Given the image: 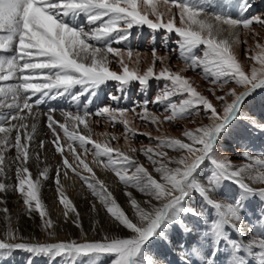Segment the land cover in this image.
<instances>
[{
    "label": "snow or ice",
    "instance_id": "1",
    "mask_svg": "<svg viewBox=\"0 0 264 264\" xmlns=\"http://www.w3.org/2000/svg\"><path fill=\"white\" fill-rule=\"evenodd\" d=\"M161 5L167 8V19ZM211 7V0L203 5L192 0H0V205H6L11 190L29 217L38 214L37 227L47 232L49 239L56 235L55 222L40 195L43 181L49 179V169L45 166L33 178L28 163L33 155L40 160L39 153L31 151V145L40 116L44 115L52 133L49 143L61 157L53 181L57 198L63 206L64 218L71 216L84 237L55 242L25 237L10 209L0 207L3 214L0 259L6 258L5 253L19 250L52 256L106 254L113 257L112 264H163L150 253L148 242L153 237L167 240L168 229L176 223L191 231L181 218L191 215L209 225L208 231L214 237L213 252L219 251V242L223 241L232 249L233 256L251 249L256 264H264V235L245 224L243 199L226 200L217 196L227 180L237 185L243 198L264 197V153L242 151L240 160L247 162L237 164L215 146L220 133L237 117L247 121L251 129L264 132V116L241 111L244 101L264 87V43L257 37L255 48L250 49L247 41L240 38L242 31L251 32L255 24L264 28V14L239 19L210 12ZM78 18L84 23L77 25ZM145 26L164 33L165 42L169 34L176 36L184 71L199 69L211 85L207 89L209 95L199 91L190 78L168 67L165 63L168 57L158 56L155 48L151 51V65L141 71L139 52L113 46L127 41L134 27ZM241 44L245 45L247 56L244 62L235 50ZM199 48L203 51L197 55L194 50ZM112 58L119 65V72L111 69ZM158 61L163 65L159 72L155 70ZM151 80L165 81L154 98L132 108L112 106L119 104L133 82L147 89ZM109 82H115L116 91L109 92L105 103L95 112L89 110L88 103L79 106L81 97L87 96L91 103ZM77 88L79 91H74ZM66 95L77 103L78 110H61L63 122L54 117L55 109L49 108L47 113L39 111L48 100ZM150 104L162 105L161 113L151 112ZM202 112L208 122L200 121L195 127L185 128L181 137H152L151 133L129 127V113L134 119L159 128L164 123L199 116ZM93 116L123 125L127 151L112 146L111 141L119 139L114 134L103 143L93 140L90 124ZM81 125L83 133L76 130ZM61 132L69 142L71 158L65 154ZM136 135H144L154 143L139 149L132 147L131 139ZM44 144L41 140L39 148L43 149ZM77 147L85 154L91 152L93 163L118 178L124 186L129 209L123 208L109 186L96 177ZM11 150L15 156L6 164V154ZM205 169H208L206 173ZM69 170L99 201L100 207L92 203V210L98 213L102 208L124 230V235L106 233L99 240L87 239L80 213L61 183V176L68 178ZM13 171L14 182L9 183ZM129 189L136 190L143 198L137 199ZM194 195L200 203L188 207L187 202ZM209 209L215 213V219L210 218ZM260 219L264 221V216ZM229 229L236 233L233 243H229L231 235L226 236ZM247 258L240 257L235 264H245ZM182 260L189 264L190 256L186 253Z\"/></svg>",
    "mask_w": 264,
    "mask_h": 264
},
{
    "label": "rangeland",
    "instance_id": "2",
    "mask_svg": "<svg viewBox=\"0 0 264 264\" xmlns=\"http://www.w3.org/2000/svg\"><path fill=\"white\" fill-rule=\"evenodd\" d=\"M256 2H258V1H256ZM261 13L264 14V5L261 7ZM257 14L258 13H256V14L253 13V14H251V16H256ZM83 23H84V21L82 18H79L78 21L76 22L77 25H80ZM253 28L258 29V30H260L261 33H263L262 31L264 29L261 28L260 25L255 24L253 26ZM135 38H136V33L133 34L131 36V38H129L127 40V42L129 44H132V43H134ZM251 38H252V36L250 37V39ZM113 46L119 47L116 44H114ZM244 46L245 45H242L243 49L245 48ZM120 48L123 49V47H120ZM199 52H200V49H199ZM199 54H201V53H197V55H199ZM244 55H245V52L243 50L241 53V57L244 58V60L246 61L247 56H244ZM175 62L177 64H179L178 59H176ZM184 75L187 76L188 78L193 79L192 81L194 82L195 86L198 87L199 91H201L205 95H209V93L207 92V89L211 85L208 83L207 80H205L203 78L199 69H197L195 72L188 70V71L184 72ZM152 83H153V85H151V87L149 88V91L147 93L143 94V97H144V95L147 94L146 98H143L141 95L138 98H136V92H135V93H133V95L132 94L129 95L128 102H127L125 99V94H124L123 98L119 101V104L112 103V106L113 107L132 108L135 105V103H137V104L142 103V98L146 99V100L153 98L156 94L155 91H159L163 86H156L155 81H153ZM232 86H235V85L233 84ZM74 91H79V88L74 89ZM109 92L110 91H108V90L101 91L100 93L98 92L99 94L97 93V98H93L91 100V103H89V98L87 96L81 97V100L79 102V106L82 107L83 104L88 103L89 110L92 112H95L97 107H99L103 103H105V101L107 100V94ZM260 92H261V88H258L256 91H254L252 93V95L250 97H248L244 101V103L241 105V111L243 113H246L244 111L249 109L251 101L256 102L259 99V95L264 99V93L263 92L260 93ZM102 95H106V96L104 97ZM65 99H68V96L66 98H64L63 101H61V102L59 101L60 102L59 104L61 106H59L57 108L55 113L53 112L54 117L57 120H59L60 122L64 121V118L60 115L61 110L71 111V112H76L78 110V108H73L74 107L73 104H75V103L71 100V98H69L66 101H65ZM173 99H178V98L174 97ZM49 101L52 102L55 100H49ZM69 101H71V102L68 104ZM65 105L68 107H66ZM41 106H40L39 111L42 113H46V112L41 111ZM153 107H154V109H153ZM262 107H264V103L256 109L253 108V111H262V113L264 114V109H261ZM162 108H163V106L158 105V104H150L149 105V110L151 112L156 113L157 115H159L161 113ZM129 115L133 118L132 113H129ZM91 118L93 120H96V121L101 120L102 122H104L103 123L104 125L108 124L109 129L115 130V133L116 134L118 133L120 135L118 141L111 142L113 147L119 146L121 149H127L128 146L125 144V139H124L125 129H124L122 124H120V123L113 124L112 122H110L109 120H107L104 117L93 116ZM200 121H203L205 123L208 122L207 118L203 115V112L199 116L193 115V116L188 117L187 119H184V120L173 121L171 123H164V124L160 125L159 128H157V126L152 125L150 123H146V122L142 123L139 119L133 118V122L137 126V128L135 130H138L140 133H151L152 137H157V136L181 137L182 132L185 128H188V126H190L191 128L195 127V125L198 124ZM103 124H102V126L98 125V128L101 129L102 131H103V129H102ZM236 125H237V127L235 129L236 131H234V132H236V135L234 137V140H233V138H230L228 133H224V132L220 133V135L222 136L221 137L222 139L221 140L218 139V141L220 140L219 152L224 153L225 155H228L229 157H231V159L234 161V163L242 164V163H246L247 161L240 160L241 159L240 153L242 151L247 152L248 149L245 147V141H247V138L243 139V137H245V136L241 134L240 130L241 129L244 130L245 126H247V124L244 122L238 121L236 123ZM76 130L81 132V133L85 131L83 128V125L79 126V128ZM51 139H52V133L47 128L46 116L41 115L39 122L37 124V133L35 134V139L32 142V144H36V146L33 145L34 147H31V151L33 153H37V152L39 153L40 160L37 161L35 158V155H33L32 158L28 162L30 169H31V172L33 173V178H35V176L38 175V172L43 170V168L45 166L48 167L49 171H54V172H55L56 168L59 166V162H60L61 157L58 153L54 152L53 145L51 143H49V141H51ZM226 139L228 140L227 142L224 141ZM41 140L45 141L43 149L39 148V142ZM61 143L64 146L65 154L69 155V158H71L70 150L68 148L69 142L63 136L62 132H61ZM151 143H154V142L150 141L144 135H136L134 138L131 139V146L136 147L138 149L142 145H148ZM239 143H241V144L239 145ZM89 147H91V146H89ZM77 151L80 152L82 156H84L86 161H89V160L92 161V168L96 174V177H98L100 180L104 181L105 184H107L109 186L110 190L113 192V194L116 198H117V196H116L117 193L121 196V198H124V201H122L121 199H118V198H117V200L123 208H125L126 210L129 209V204H128L127 200H125L126 196H125L124 186L122 184H120V182L118 181V178H116L115 175L111 171L105 169L103 166H100L98 164L93 163L94 158H93V155L91 152L85 154V153H83V150L79 149L78 147H77ZM262 151L264 153V148L262 149ZM253 154H259V152H255ZM14 156H15V151L14 150L9 151L6 154V164H10L12 159L14 158ZM140 159L142 162L147 163L144 160L143 156H140ZM13 168H14V166H13ZM206 170L208 171V169H206ZM206 170H205V173L207 172ZM73 174L74 173L71 170H69L68 178H66V179L71 178L73 176ZM84 175L87 176L89 174L87 172H84ZM54 176H55V174H54ZM105 177H109V179L112 180V183L110 184L109 181ZM53 181H54V179H53ZM67 182H68V180H66V183ZM53 187H51L50 190H49V188L48 189L46 188L47 192H49V195L47 197L48 200H45L44 204L47 206V210L49 212V215L51 216V218L55 222V232H57L58 227L61 225L62 220H66L67 222H69V218L65 219L64 216L62 217L59 213L56 212L57 209L62 210L63 206L60 205L59 200L57 198L56 185L54 184ZM79 187H81V189H82V193L80 195L81 201L78 203L79 205L76 206V202L78 199L72 198L71 201L74 202L73 204L77 207L78 211H80V209H81L79 206L83 205V203L85 204V208H86L85 215H88L87 219L88 218L89 219H88L87 223H84V221L86 219L81 216V218H82L81 223H82V227H83V232L87 233V239L91 240L90 239L91 234H92L93 240L101 239L106 233L110 234V235H116V234L124 235L125 234L124 230L118 228L117 225H115L111 221V219L104 214V211L102 208H100V211L98 213L92 210L91 204L96 203L97 207L99 208L100 207L99 201L96 200V198H94L91 195V193L87 189L86 185H84L80 179H79ZM236 188L238 189L237 186H236ZM129 190L133 191V194L136 195L137 199L143 198L142 194L138 193L136 190H134V189H129ZM220 191L222 193L221 197L225 198L226 200H236L239 196V194H238L239 189H238V192H234L233 188L230 189L227 187L225 181L221 185ZM10 195L11 196L9 197V199H7L6 205H1V207L7 206L10 209V213L13 217L14 222H15L17 212L21 209H22V211H24V206L22 205V202L19 200V198L16 194H13L11 192ZM199 203H200V200L195 195H194V198L192 200L187 202L188 207H196L199 205ZM244 209H245V207L242 208V215L243 216L245 214ZM129 215H131L130 212H129ZM184 217H187V219L191 220L194 216L187 215V216H182L181 218L184 219ZM107 219L109 222H107ZM2 220H3V214H0V221H2ZM39 224H40V219H39L38 214H33L32 218L29 220V223H28L27 234L29 232L33 231V233L35 234V239H38L40 242H45L48 240H51L48 242H52V241L55 242L53 239L55 236H53L51 239H49L48 233L45 232L42 228L37 227V225H39ZM71 227H72V225H71ZM175 227H176L174 229L176 231L174 234L175 245H177L179 247V245L182 246L184 244V241H182L184 238L183 237L184 232L182 230V227L179 226V224H176ZM83 238L84 237H83V233H82L81 229H79L75 226V231L71 234L68 232V236L64 240H70V239L81 240ZM56 240H60V239H56ZM5 256H6V258L0 259V264H38V263H40V264H112V260H113L112 256L106 255V254L105 255H82V256H68V255L52 256V255H44V254L36 255V254L28 253L25 251H19V250L13 251L10 254L5 253ZM159 259H161V258H159ZM169 259H170V257L168 259H164L161 261H163V264H164L165 262L169 261ZM205 264H235V261L233 259L229 258L226 263L225 262L221 263V261H214L212 259V261H208Z\"/></svg>",
    "mask_w": 264,
    "mask_h": 264
},
{
    "label": "bare ground",
    "instance_id": "3",
    "mask_svg": "<svg viewBox=\"0 0 264 264\" xmlns=\"http://www.w3.org/2000/svg\"><path fill=\"white\" fill-rule=\"evenodd\" d=\"M258 1V2H256ZM211 0L212 2V7L209 9V11H217L220 12L221 14H225V15H231L234 18H239V19H246L248 17L251 16V14L253 13H258L257 15L262 14L261 13V7L264 5V0ZM192 2L196 5H203L206 0H192ZM161 11L165 12V19H167V8L164 7L163 5H161ZM260 11V12H259ZM256 15V16H257ZM79 19V18H78ZM77 19V21H78ZM177 25L179 26V21L177 19ZM264 29V28H263ZM263 33L260 32V30L252 28L251 32H244L242 31L240 33V38L241 40H246L247 41V48H255L256 42H257V37L259 38V41L261 43H264V30L262 31ZM136 33V38L134 43L129 44L127 41L119 44V47H123V49L126 48H132L134 51L139 52L141 54V63L139 65L141 71L145 70L148 66L151 65L152 63V56H151V51L153 48H155L157 50V55L160 57H168L167 61L165 62L167 64L168 67H170L173 71H179L184 75V69H185V64L183 62V60L179 57L178 55V50H177V46H176V36L169 34V39L167 40V42H165L163 40V36L165 35L162 32L156 31L154 32L153 30L148 29L146 26L145 27H134V29L132 30V34ZM252 33H255L256 36H253ZM130 36V38H131ZM252 36V38L250 39V37ZM242 45H237L236 46V53L239 56V59L241 62H244V58L241 57V53L244 50L245 52V48H242ZM245 47V46H244ZM200 49V52H199ZM194 50L197 53H202L203 49L199 48ZM246 56V53L245 55ZM113 59V63L110 65L111 69L114 71L119 72L120 68L119 65L115 63V59ZM178 59L179 64H177L175 62V60ZM250 66V65H249ZM131 67V65H130ZM163 67V65L158 61L156 64V68L155 70L157 72H159V70ZM188 71V70H187ZM190 80L192 81L193 79L190 78ZM153 81H155V85L156 86H163V84L165 83V81L163 80H151L150 81V85L148 86L147 89H141L137 83L133 82L127 89L125 94V99L128 102V98L129 95H133V93L136 92V98H138L140 95L143 97L144 93H147L149 91V88L151 87V85H153ZM154 87V86H153ZM108 90L110 92H115L116 88H115V82H109L107 85L104 86V91ZM158 91H155V93H157ZM261 92L264 93V87H261ZM260 92V93H261ZM100 93V92H99ZM98 93V94H99ZM118 95L120 93H117ZM123 94V95H124ZM102 96H106V95H102ZM147 94L144 95L143 98H146ZM66 96L63 97H59L57 99H55V101H47L45 104H43L41 106V111L46 112L48 111L49 108L55 109L54 113L56 112L57 108L59 106H61L59 103L61 101L64 100V98H66ZM70 97L68 96V99ZM146 100V99H143ZM154 98V97H153ZM259 95V99L256 102L251 101L250 103V107L248 110L244 111L246 113H259V115L264 116V114L262 113V111H253V108H258L260 107L263 103H264V99ZM68 99H65L68 100ZM60 101V102H59ZM261 101V102H260ZM137 104V103H135ZM72 106V105H71ZM73 108H78V105L75 103L73 104ZM154 109V107H153ZM261 109H264V107H262ZM53 113V114H54ZM129 119L131 120V123L129 125V127L136 129L137 126L135 125V123L133 122V118L128 114ZM238 121L244 122L247 124V121L237 117L236 119H234L230 124L227 125L226 130L223 131L224 133H228L230 138H233L236 135V123ZM104 122H102L101 120L96 121L93 120L92 118H90V124L92 125V130H93V135L92 138L93 140H96L98 142H105L107 140L110 139V135L114 134L115 136H117L118 138L120 137V135L117 133H115V130L113 129H109L108 128V124H103ZM103 124V131L101 129L98 128V125L102 126ZM243 125V124H242ZM197 126V124L195 125ZM188 128H191L190 126H188ZM241 134L244 135V138H247V141H245V147L248 149L247 152L250 153H255V152H259V154L263 153L262 149L264 148V132H261L259 130H253L251 129L248 124L247 126H245L244 130H240ZM239 131V132H240ZM83 133V132H82ZM103 134H109V135H103ZM222 136L220 135V140ZM220 140L216 141V149L219 152V142ZM236 140V139H235ZM223 141V140H222ZM224 141H228L227 139ZM113 142V141H111ZM241 143H239L240 145ZM36 146V144H32L31 147ZM127 151V149H122ZM90 164V167H92V161H87ZM206 170V169H205ZM207 171V170H206ZM55 172L54 171H49V179L48 180H44L41 186V199L44 202L45 200H48V195L49 192H47L46 188L50 190L51 187L54 186L55 183H53V179L55 178L54 176ZM109 183H112V180L109 179V177H105ZM79 177L76 176L75 174H73V176L69 179L63 178V176H61V183L64 185V190L67 194V196L72 200V198H76L78 199L76 202V206H78L80 200V195L82 193V189L81 187H79ZM66 180H68V182L66 183ZM8 182L9 183H13L14 182V172H12V175H10L8 177ZM226 185L228 188L230 189H234V192H238V189L236 188L237 185H235L234 183H232L231 181H225ZM67 184V185H66ZM54 188V187H53ZM236 189V190H235ZM11 190L9 191V193L7 194V199H9ZM118 194V193H117ZM117 198L121 199L122 201H124V198H121V196L118 194ZM239 198L243 199V207H245V214L243 216V220L245 222L246 225H251L253 226L254 229H256L257 231H259L260 235H264V221H262L260 218L261 216H264V197L259 196V195H252L249 196L247 198H243L241 197V191L239 189ZM222 193L219 190V192L217 193V196L219 198L221 197ZM225 199V198H223ZM125 200H127V198L125 197ZM74 203V202H73ZM1 207V205H0ZM80 208V217L82 216L83 218H85L86 220L84 221V223H87L88 219V215H85V204L83 203V205L79 206ZM77 208V207H76ZM19 210V209H18ZM256 211V212H255ZM57 213H59L62 217H63V209H57L56 210ZM209 213H210V218L211 219H215V213L212 212L211 209H209ZM32 217H29L25 211L19 210L17 212L16 218H15V223L16 226L19 227L22 231V234L25 237H31L33 239H35V234L33 233V231L29 232L27 234V229H28V223L29 220ZM91 218V217H90ZM183 219V218H182ZM82 220V218H81ZM184 223L186 225H189L191 228V231H185L184 228L179 224L180 227H182V230L184 232V238L182 241H184V244L182 246L179 245V247L177 245H175V239H174V234H175V225L173 224L169 229H168V238L167 240H163V239H157L156 237H153L152 240L149 241L147 248L149 249L150 253L155 255V257L158 260H164V259H169V261L165 262L164 264H184V261L182 260V257H184L186 255V253L190 256V260H189V264H205L208 261H212V259L214 261H221V263H226L228 261L229 258L233 259L234 261L238 260L240 257H245L248 256V258L245 261V264H256V260L254 258L251 257L250 253H251V249H244L239 253V256H233L232 255V249L230 247H228L227 244H225L223 241L219 242V251L218 252H213V248H214V237L212 236V234L208 231L209 225L204 223V221L200 220L197 217H193L191 220L187 219V217H184ZM107 222L108 219H107ZM259 222V223H257ZM72 225V227H71ZM118 229V228H117ZM119 230V229H118ZM75 231V225L72 223V218L71 216L69 217V222H67L66 220H62L61 225L58 227V230L56 232L55 237L53 238L54 241H56V239H60V240H64L67 238L68 236V232L71 234ZM119 232V231H118ZM113 233V232H112ZM231 235V240L229 241V243H233L236 240V233L235 232H231V230H227L226 232V236L227 235ZM243 235V233L241 234ZM90 239L93 240L92 238V234L90 235ZM172 236V237H171ZM176 236V235H175ZM248 237L245 236L244 239L246 240ZM51 241V240H48ZM53 242V241H52ZM210 257H214V258H210ZM23 258V257H22ZM161 258V259H159ZM40 264V263H38Z\"/></svg>",
    "mask_w": 264,
    "mask_h": 264
}]
</instances>
